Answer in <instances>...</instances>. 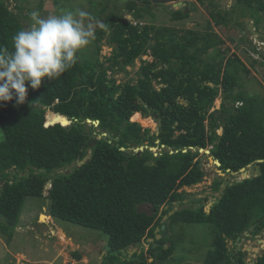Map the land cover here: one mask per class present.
<instances>
[{
  "label": "trees",
  "instance_id": "1",
  "mask_svg": "<svg viewBox=\"0 0 264 264\" xmlns=\"http://www.w3.org/2000/svg\"><path fill=\"white\" fill-rule=\"evenodd\" d=\"M237 1L245 17L264 13V0ZM100 5L102 16L107 10L105 0ZM124 7L136 24L110 10L90 42L96 44V55H77V62L60 78H44L39 89L29 87L23 105L16 106L13 100L0 106L4 133L0 216L6 220L0 231L11 241L26 199L38 197L45 205L50 200L47 214L54 219L104 235L106 254L100 264H165L177 249L178 242L166 234L175 224L214 227L213 242L201 264H251L245 261V252L235 250L236 246L229 249L228 242L235 243L246 233L255 237L264 232V95L234 94L240 82L231 68L243 62L238 57L221 58L224 52L218 47L226 40L211 26H229L231 12L214 7L208 30L185 29L179 35L174 28L143 22L146 14L137 1L128 0ZM188 16L184 9L171 13L173 22ZM241 19L235 20L236 26H243ZM23 28L20 13L7 0H0V46L11 50L12 37ZM102 40L112 48L107 63L97 56ZM214 48L216 57L203 58ZM137 59L143 63L136 83H116L114 75ZM220 93L221 109L210 112ZM238 102L241 105L236 106ZM148 116L158 122L157 132L133 120L150 121ZM89 119L99 121L90 132L86 130ZM103 128L111 137L103 136L91 145L92 133L101 135ZM152 145L165 149L156 153L150 150ZM141 146L147 147L129 150ZM201 148L210 149L225 174L239 173L250 164H258L260 174L232 185L216 177L210 186L215 203L208 212L206 196L162 222L174 203L183 204L180 189L203 181ZM90 151L91 158L80 168L51 176ZM224 183L223 193L216 196ZM162 225L166 228L157 233ZM137 246L139 250L130 254L129 249ZM253 264H264V251Z\"/></svg>",
  "mask_w": 264,
  "mask_h": 264
},
{
  "label": "rangeland",
  "instance_id": "2",
  "mask_svg": "<svg viewBox=\"0 0 264 264\" xmlns=\"http://www.w3.org/2000/svg\"><path fill=\"white\" fill-rule=\"evenodd\" d=\"M7 1L11 9L20 13L24 28H28L32 24L30 16L32 11H38L41 17L47 18L50 15H59L62 11L74 12L77 9L89 13L87 17L80 19H82L84 25L91 24L93 26V34L103 26L105 16L110 10L125 14L127 20L136 24V20L124 7L128 0H105L107 10L102 13V16H99L102 8L100 4L104 0ZM210 1L206 0L205 4H201L197 0H186L183 8H179L173 3L155 5L138 2V5L143 6L146 14V19L143 22L174 28L179 35L183 34L185 29H192L199 33L208 30L210 28L208 22L211 18L209 12L214 7L220 11H230L231 22L229 26H216L213 23L211 26L226 40L218 47L221 52H224V56H221V58L224 57V61H226L228 58L238 57L243 62L238 63L237 68H231V71L237 75L240 82V85L235 88L234 94L264 95V13L256 14L253 18L245 17L243 7L237 0H213L214 5H210ZM16 6H19L20 9L15 10ZM195 7L197 9L188 12V18L177 22L172 21L171 13L173 11ZM239 17L244 22L243 26L235 25V20ZM90 42L92 43V38ZM100 46L101 49L97 56L101 62L107 63L106 58L112 54V48L106 43V40H102ZM95 48L96 44L91 45L89 43L79 50L77 55H96L95 51L93 52ZM216 54L215 48L210 49L203 58L212 59V56L216 57ZM217 58V62H219L220 56H217ZM146 59L148 60L144 56L143 60ZM142 63L141 59H137L133 66L116 73L114 75L116 83L129 81L136 83L139 76L138 70ZM243 67L248 68L249 72L245 71ZM156 87L159 88L160 86L156 85ZM180 102L185 104L182 99H180ZM221 103L222 94L220 93L210 112L220 110ZM237 105H241V102L236 103ZM232 106L233 102L228 105V107ZM144 117L140 119L137 117L133 120L138 121L144 128L150 129L152 133L157 132L158 122L149 116L150 121L144 120ZM89 126L91 131V124ZM218 133L222 134L221 128L218 129ZM3 137L4 133L0 128V140L4 139ZM134 149L136 148H130L129 150ZM162 149L165 148L159 145L150 147V150L156 153ZM200 153V158L203 157L201 165L206 175L201 183L180 189V191H183L185 200L183 204L176 202L173 207L175 210L189 206L198 198L209 196L208 201L204 204V209L208 212L214 200L210 188L213 180L216 177H224L226 181H232V178L242 177L240 173H223L219 165L209 160L211 152ZM1 188L2 183L0 182V194ZM42 215H44L43 218ZM5 222V218L0 216V224ZM213 228L209 224H175L171 226L166 234H170L178 243L176 251L165 264H201L211 242H213ZM105 244L106 238L100 231L56 220L47 214V207L43 200L38 197H28L12 240L9 241L8 235L0 231V264H100L106 254ZM234 246H236L235 250L241 249L245 252V261L251 263L264 251V232L255 237L249 235L245 240H238L235 243L229 240V249L232 250ZM147 247L148 245H146ZM137 250H139V246L130 248L129 253L133 254ZM77 253L81 255L80 259L76 257ZM151 261L152 258H149L148 262Z\"/></svg>",
  "mask_w": 264,
  "mask_h": 264
},
{
  "label": "clouds",
  "instance_id": "3",
  "mask_svg": "<svg viewBox=\"0 0 264 264\" xmlns=\"http://www.w3.org/2000/svg\"><path fill=\"white\" fill-rule=\"evenodd\" d=\"M88 15L81 9L47 18L30 13L32 24L12 37L11 50L0 46V106L13 100L23 105L29 87L39 89L44 78L55 81L74 66L93 37V26L80 19Z\"/></svg>",
  "mask_w": 264,
  "mask_h": 264
},
{
  "label": "water",
  "instance_id": "4",
  "mask_svg": "<svg viewBox=\"0 0 264 264\" xmlns=\"http://www.w3.org/2000/svg\"><path fill=\"white\" fill-rule=\"evenodd\" d=\"M134 1H137V2H143V1H150L152 2L153 4L155 5H161V4H169V3H173L175 4V6L179 7V8H183L185 6V3H186V0H134ZM197 9L196 7L195 8H185V12H189L191 10H195ZM34 107H38L37 104H33ZM72 120L69 122V124H71ZM57 123V122H55ZM54 124V123H53ZM62 124V123H61ZM89 124H95L96 126L99 125V121H92V120H87V127H86V130L88 132H90V126ZM64 125V124H62ZM97 132V131H96ZM92 141H91V144H96L97 142V139H101L103 136H107V137H111V134L110 133H107L106 132V129L103 128V132H102V135L99 137V138H96L95 136V132L92 133ZM133 146H137L136 143L133 144ZM145 147L144 146H141V147H137L136 149H134L135 152H138V151H142L144 150ZM122 150H124L122 148ZM200 152H205V153H210V149H200ZM92 154L91 152H88L86 154V156L81 159V160H75V161H72L70 164H68L67 166H63L61 168H57L55 171H53L51 173V176H55L57 173L59 172H64L66 171L67 173L71 172L75 167L76 168H80L89 158H91ZM202 159L203 157L201 158V163H202ZM209 160L212 162V163H215L217 165H221V163L219 162V160L215 159L212 155L209 156ZM258 162H261V160H258ZM40 171H44V169H41ZM241 174L242 177H238V178H232V181L229 182L230 185L233 184L234 181H237V182H240L244 179H247V178H251L253 176H256V175H259L260 174V166L258 164H250L248 167H244L240 170L239 172ZM231 174H235V172L231 173ZM51 187L50 184H48L46 186V192L49 191V188ZM226 187V183L222 184L221 185V190L219 193H217L218 196H221V193H223V189ZM50 203V200L49 199H46V207L49 205ZM215 201L213 200L212 201V204H214ZM175 204V203H174ZM176 210L173 209L169 212V214L165 215L162 222L165 221L170 215H172ZM165 226L162 225V228H156V232L158 233L161 229H164ZM254 229V227H250V231H252ZM246 236H249L250 234L249 233H246L245 234ZM157 239H160L161 238V235L160 234H157L156 236ZM245 238H242L241 240H244ZM150 241H153L154 239H149ZM237 240H240V238H238ZM253 264V262L251 263Z\"/></svg>",
  "mask_w": 264,
  "mask_h": 264
},
{
  "label": "bare ground",
  "instance_id": "5",
  "mask_svg": "<svg viewBox=\"0 0 264 264\" xmlns=\"http://www.w3.org/2000/svg\"><path fill=\"white\" fill-rule=\"evenodd\" d=\"M86 127H87V125H86ZM102 135V134H101ZM101 135H96L95 134V136H96V138H99ZM98 140V139H97ZM97 143V142H96ZM91 145H95V144H91ZM91 152V151H90ZM44 217V215H42V218Z\"/></svg>",
  "mask_w": 264,
  "mask_h": 264
},
{
  "label": "built area",
  "instance_id": "6",
  "mask_svg": "<svg viewBox=\"0 0 264 264\" xmlns=\"http://www.w3.org/2000/svg\"><path fill=\"white\" fill-rule=\"evenodd\" d=\"M135 24V23H134Z\"/></svg>",
  "mask_w": 264,
  "mask_h": 264
},
{
  "label": "snow or ice",
  "instance_id": "7",
  "mask_svg": "<svg viewBox=\"0 0 264 264\" xmlns=\"http://www.w3.org/2000/svg\"><path fill=\"white\" fill-rule=\"evenodd\" d=\"M66 123V122H65Z\"/></svg>",
  "mask_w": 264,
  "mask_h": 264
}]
</instances>
